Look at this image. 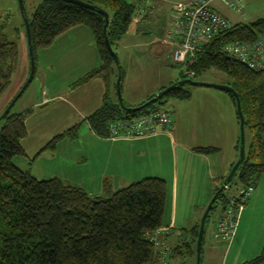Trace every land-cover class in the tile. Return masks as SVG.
Wrapping results in <instances>:
<instances>
[{
  "label": "trees",
  "instance_id": "obj_1",
  "mask_svg": "<svg viewBox=\"0 0 264 264\" xmlns=\"http://www.w3.org/2000/svg\"><path fill=\"white\" fill-rule=\"evenodd\" d=\"M82 1L94 5L95 9L67 0H40L30 15L24 9L34 59L37 48L48 47L58 35L81 25L94 36L100 64L87 71L78 83L94 76H102L108 83L109 74L116 68L105 42V18L96 8L108 12L106 38L113 49V43L127 32L136 6L129 0ZM212 3L211 7L215 9ZM22 26L25 31L24 22ZM2 29L0 26V95L10 84L18 59L17 40L9 39ZM14 31L18 33L17 28ZM261 35H264V17L248 24L232 23L203 44L190 66L195 73L192 79L198 81H201L198 76L211 67L226 74V84L237 92L240 100L244 134H250L249 142L245 143L243 160L212 204L211 209L219 201L222 209L215 228L224 209L231 199L237 197L239 190L251 185L255 187L264 174V68L253 70L224 52L231 42H250ZM183 78L187 77L181 73L180 79ZM190 85L197 84L177 85L163 96L171 94L177 99H188ZM226 92L236 105L234 95ZM151 106L152 103L139 110H124L116 93L111 96L106 89L100 107L89 114L86 121L96 134L108 137L109 122L159 110L149 109ZM31 112L32 107L21 111H13L11 107L0 116V264H152L159 253L150 241L152 231L166 228L169 233L163 222L167 192L165 179L145 176L115 190L106 185L100 194H89L59 177L39 179L13 161L15 155L25 154L21 140L27 134L25 118ZM77 128L78 124L66 129L48 145L52 146L57 139L65 136L74 138ZM194 149L204 153L214 150L210 147ZM236 149L238 159L239 137ZM226 176L222 177V182ZM208 216L209 212L205 222ZM199 225L200 220L190 230L194 264ZM168 249L170 262L175 253L181 252V245L169 247L168 244ZM263 261L264 245L256 256L240 264Z\"/></svg>",
  "mask_w": 264,
  "mask_h": 264
},
{
  "label": "crops",
  "instance_id": "obj_2",
  "mask_svg": "<svg viewBox=\"0 0 264 264\" xmlns=\"http://www.w3.org/2000/svg\"><path fill=\"white\" fill-rule=\"evenodd\" d=\"M134 4L136 6V3ZM152 8H154L152 12L139 14L136 34L138 31L142 35L148 33L152 38L151 42L154 43L157 42L155 34L161 28L164 34L171 20L162 18L166 10L163 5L155 3ZM151 21L152 25L149 26ZM0 26L4 29V23H0ZM142 26L149 29L143 31ZM16 28L18 53L21 47L22 58L25 46L22 36L26 35L19 23ZM53 43L56 50L62 49L67 52L68 47L72 51L71 55L84 63V69H77L80 77L70 86L56 83L58 79L54 78V74L60 70L54 68L56 60L54 62L47 60L46 69L34 70L33 80H36L38 95L32 104L24 108L32 107V112L25 118L27 134L21 140L25 155L29 160L36 161L48 149L54 151L57 142L62 138L57 139L52 146L48 145L49 142L66 129L78 124L80 128L78 135L76 132L77 138L86 133L85 136L94 143L95 152L90 155L91 162L87 163L90 166L86 174H83L84 170L76 164L72 169L73 174L70 173L71 180L74 181L67 183L79 186L89 194H100L106 185L115 190L145 176L164 178L167 184L165 208L169 206V213L163 218V222L169 228L167 236L169 247L177 245V241L170 244L169 240L173 235L172 229L177 228L175 225L177 217L180 215L184 218L181 225H185L183 229L191 235L190 230L199 222L200 213L208 204L216 187L221 184L222 177L227 175L231 164L237 159L239 120L234 101L224 91L198 85L190 91L188 99H176L170 105L171 129L160 128L153 134L138 138L100 136L91 129L86 117L100 107L106 89L109 95H115L117 69L109 74L108 83L102 76H94L78 83L98 60L99 54L92 32L87 27L77 25L58 35L51 45ZM161 44L166 46L163 38ZM24 70L21 69V76ZM57 74L61 77L59 71ZM169 80L160 81L159 86L153 90L143 89L138 92L131 82L126 86L120 84L121 92L128 93L126 102L128 105L136 106L172 81ZM164 143L167 147L156 146ZM195 147H210L214 150L204 153L196 151ZM156 149L159 150L160 161ZM162 150L166 151L164 159ZM162 161L163 168L159 165ZM94 168L96 170L93 174L89 170ZM84 175L92 188H87V185H83V181L79 180ZM59 178L68 181L63 176ZM178 208L182 212H179ZM221 210L204 231L200 264H240L260 252L264 245V177L261 176L251 191L241 213L236 233L229 241H221L214 237L215 225ZM188 245L185 257H189L188 264H194L195 256L192 252L194 246L192 242ZM171 260L172 257L169 264H172ZM257 264H264V261Z\"/></svg>",
  "mask_w": 264,
  "mask_h": 264
},
{
  "label": "rangeland",
  "instance_id": "obj_3",
  "mask_svg": "<svg viewBox=\"0 0 264 264\" xmlns=\"http://www.w3.org/2000/svg\"><path fill=\"white\" fill-rule=\"evenodd\" d=\"M129 1L132 3H136V7L133 13V20L129 25L127 32L120 39L115 41L112 45L113 51L117 54L118 67L121 71L120 84L126 86L127 83L131 82L133 83L134 88H137L138 92L143 89L153 90L157 88V86H159L160 81L165 82L167 79H170L169 81L172 80L170 83L164 85V87H166L180 79L184 66L181 63L175 62L171 58L170 51L168 48H166V46H163V44L160 45V42L163 38V32L161 30L162 28L159 29L157 34H155V40H157V42L154 43L151 42L152 38L149 37L148 33L142 35L139 34L138 31V34H136V21H138L137 19L139 17L138 8L142 3L140 2V0ZM184 1L187 0H153L154 6L155 3H157L163 5L166 8L164 16L162 18L165 20L167 19V21H169V18L171 20L172 6L177 2ZM39 2L40 0H24V7L26 13L30 15L33 11V7ZM238 4L241 5V8L239 11H235L232 7L220 2L219 0H214L212 3L214 8L221 14L225 15L231 24L236 22H243L248 24L249 22L257 18L264 17V0H239ZM154 8H150L149 11L152 12ZM154 17L157 16L154 15ZM22 20L23 16L19 9L18 0H0V23H4L3 32L7 34L6 36L9 39L18 40L17 33L14 30L16 27H18V23L21 25V27H23L21 24ZM148 25L151 26L152 21ZM23 29L24 28H22V30ZM148 29V27L142 26L143 31H147ZM22 37L25 42L24 57L21 58V53L23 52V50L20 47L15 71L11 76L10 84L0 95V115L7 107V105L11 102V100L15 97V95L18 93L20 87L23 85L24 81L28 76L30 62L28 57V47L27 41L25 40L26 37L24 35ZM66 48L68 49L67 52L62 49L56 50V46L54 43L45 48H37L35 50V69H46L45 67L47 64V60H51L53 62L56 60L54 68L60 69L57 70L54 74V78L58 79L56 83L64 84L65 86H70L71 84H74V81L77 78L80 77V75H78L77 73V69H84V63L80 61L78 57L71 55L72 51L68 47ZM47 53H49L51 56L49 57ZM97 59L98 60L96 65H94L90 69H93L94 67L100 64V59L98 55ZM114 66L118 72L117 65L114 64ZM21 69H25L23 71L24 74L22 76L20 75ZM58 71L60 72L61 77L58 76ZM198 78L201 81L210 82L214 84H226L228 81L226 74L214 67L208 68L203 71L198 76ZM35 83L36 80H32L23 90L22 94L16 99L12 106L13 111L23 110L26 106H29L30 104H32V102H34V100H36L38 90L36 89L37 86L35 87ZM197 86L198 85H190V91L194 88H197ZM201 87L205 86L202 85ZM207 87H210L209 89L221 90L226 92V90H222L220 88L212 86ZM161 89H158L156 93H158V91H160ZM121 93L125 105L128 107H134L126 103L128 102V93H126L125 91ZM176 99L177 98L175 96L168 94L162 96L157 101L153 102L152 106L148 108H169L170 105L174 101H176ZM146 100L147 99H145L143 102H145ZM143 102H141L140 104H142ZM78 128H80V126H78ZM78 128L77 135L79 132ZM85 135L86 133H84V135L80 136L79 138H77L76 136L73 139H70L68 138V136H65L57 142L56 149L54 151L48 149L45 153L41 154L36 159V161L29 160L25 154L15 155L13 157V161L20 168L27 169L33 176L39 179L63 176L68 180L65 181L63 179L65 183L73 182L74 180H71V175L73 174L72 169H74L76 164H78L79 167L84 170L82 173L86 174L87 169L90 166V164L88 165L87 163L91 162L90 155L95 152L94 143L90 140L89 137ZM249 139L250 134L247 132L245 133V143H248ZM156 146L159 148L162 146L167 147V144H157ZM156 150L158 151V161H160L161 157L159 150ZM162 155L164 159V157H166L165 150H162ZM162 163L163 161L159 162L161 168H163L161 166ZM154 164L155 163L153 162V165ZM95 170L96 168L91 169L89 171L94 174ZM70 173L72 174L70 175ZM167 173L168 171H166V174ZM261 176L264 177V174H262ZM79 180H82L83 185H87V188H92L90 187L91 183H88L85 178V175ZM206 206L204 207L203 212L205 211ZM220 209L221 203L217 201L215 203V207L209 210V216L206 222L204 223V231L205 229H207L208 225L212 222L213 218L216 216ZM178 210L179 212H182L180 208H178ZM203 212L199 215L200 219L202 217ZM168 213L169 206L165 208L163 218H166ZM183 220L184 218L180 217V215L177 217V222L175 223L177 228L172 229L173 235L171 239H169L170 244H175V242L177 241L176 244L181 245V252L175 253L174 256H172V264H188L187 260L189 259V257L187 258L185 256L187 253L188 244L191 243V240L193 242V235H190L185 232V229H183V226L185 225H181Z\"/></svg>",
  "mask_w": 264,
  "mask_h": 264
},
{
  "label": "built area",
  "instance_id": "obj_4",
  "mask_svg": "<svg viewBox=\"0 0 264 264\" xmlns=\"http://www.w3.org/2000/svg\"><path fill=\"white\" fill-rule=\"evenodd\" d=\"M214 0H189L177 2L172 6L171 22L165 29L163 40L170 51L171 58L184 66L182 73L187 78L194 77L190 68L195 55L203 44L230 26V21L211 7ZM239 11V0H219ZM140 15L145 14L154 6L153 0H140ZM224 52L253 70L264 68V35L250 42H231ZM172 108H159L132 118L114 119L107 126L109 138H138L153 134L160 128L171 129ZM254 186L243 187L237 197L231 199L224 209L214 230V237L221 241L231 240L237 230L241 213L247 203ZM166 228L152 231L150 241L159 249L156 260L152 264H168L169 249L165 235Z\"/></svg>",
  "mask_w": 264,
  "mask_h": 264
},
{
  "label": "water",
  "instance_id": "obj_5",
  "mask_svg": "<svg viewBox=\"0 0 264 264\" xmlns=\"http://www.w3.org/2000/svg\"><path fill=\"white\" fill-rule=\"evenodd\" d=\"M67 1L79 4V5H82V6H85V7H89L91 9H95L94 5L88 4V3H86V2H84L82 0H67ZM18 5H19V9H20V11H21V13L23 15V22H24V27H25L26 41H27L28 53H29V61H30L29 62L30 63V65H29V73H28V76H27L26 80L24 81L23 85L20 87L18 93L11 100V102L7 105V107L4 109V111L2 112V114L0 116H3L5 113H7L10 110V108L13 106L14 102L16 101V99L22 94L23 90L31 82L32 77L34 75V70H35V59H34V51H33L32 45H31L30 27H29L28 19L24 15L25 7H24L23 0H18ZM96 10L99 13L103 14V16L105 18V24L103 26L105 42H106L107 48L111 52V55H112V58H113L115 64L118 67L117 54L113 51V49L111 48L110 43L108 42V40L106 38V27H107V24H108V21H109L108 12H106L105 10H103L101 8H96ZM120 80H121V74H120V69L118 67V76H117V79H116V82H115V92H116V97H117L118 103H119L120 107L122 109H124V110L131 109V110L135 111V110H139L142 107H146V106L150 105L151 103L157 101L158 98H160L161 96H163L167 92L171 91L177 85L186 84V83L204 85V86H212V87L220 88V89L229 91L235 97L236 110H237V115H238V118H239V151H238V159L235 161V163L231 167L230 171L228 172L227 176L225 177L224 181L221 183L219 188L212 195V197L209 200V202H208V204L206 206V209L203 212L202 217L200 219V225H199L198 235H197V239H196V264H200L202 236H203V232H204V223H205L206 216H207L209 210L211 209L213 202L216 200L218 193L221 192L224 189V187L226 186V183L232 178V176L236 172L240 162L243 160L244 155H245L244 117H243V114H242V111H241L240 100H239L238 94L228 84H214V83H210V82L194 80L192 78H183V79H179V80L175 81L174 83L162 88L160 91H158V93H156L151 98L147 99L141 105L134 106V107H128V106L125 105V103L123 102V99H122Z\"/></svg>",
  "mask_w": 264,
  "mask_h": 264
}]
</instances>
